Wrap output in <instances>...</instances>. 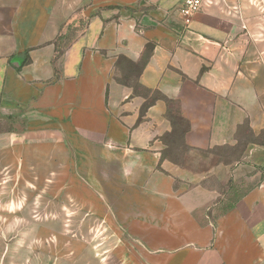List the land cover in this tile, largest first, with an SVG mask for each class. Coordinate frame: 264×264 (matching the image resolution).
<instances>
[{
    "label": "crops",
    "instance_id": "1",
    "mask_svg": "<svg viewBox=\"0 0 264 264\" xmlns=\"http://www.w3.org/2000/svg\"><path fill=\"white\" fill-rule=\"evenodd\" d=\"M184 1L0 0V213L61 196L123 264H264V0ZM10 221L0 264H59L54 219Z\"/></svg>",
    "mask_w": 264,
    "mask_h": 264
},
{
    "label": "rangeland",
    "instance_id": "2",
    "mask_svg": "<svg viewBox=\"0 0 264 264\" xmlns=\"http://www.w3.org/2000/svg\"><path fill=\"white\" fill-rule=\"evenodd\" d=\"M59 160L60 174L64 164L59 163ZM29 199L30 196L27 197V210L22 217H14L12 212L0 213L11 220V226L6 229L8 236L28 239L41 229L42 248L46 249L45 240L48 242L56 235L59 264H123L119 247H116V230L103 223L96 213L89 212L80 204L68 202L61 196L57 200V211H37L36 202H33L36 200ZM50 219L56 221L54 227L43 226L39 229L38 225H44ZM42 262L44 264V260Z\"/></svg>",
    "mask_w": 264,
    "mask_h": 264
},
{
    "label": "built area",
    "instance_id": "3",
    "mask_svg": "<svg viewBox=\"0 0 264 264\" xmlns=\"http://www.w3.org/2000/svg\"><path fill=\"white\" fill-rule=\"evenodd\" d=\"M201 9L202 0H185L175 12L179 13L186 25H189L191 17Z\"/></svg>",
    "mask_w": 264,
    "mask_h": 264
},
{
    "label": "trees",
    "instance_id": "4",
    "mask_svg": "<svg viewBox=\"0 0 264 264\" xmlns=\"http://www.w3.org/2000/svg\"><path fill=\"white\" fill-rule=\"evenodd\" d=\"M132 70H133V68H132ZM134 71V70H133Z\"/></svg>",
    "mask_w": 264,
    "mask_h": 264
}]
</instances>
